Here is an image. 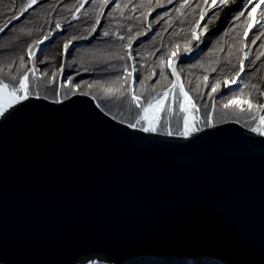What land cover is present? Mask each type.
I'll list each match as a JSON object with an SVG mask.
<instances>
[{
  "label": "water",
  "instance_id": "obj_1",
  "mask_svg": "<svg viewBox=\"0 0 264 264\" xmlns=\"http://www.w3.org/2000/svg\"><path fill=\"white\" fill-rule=\"evenodd\" d=\"M36 97L0 115V264H264V136L144 132L86 95Z\"/></svg>",
  "mask_w": 264,
  "mask_h": 264
},
{
  "label": "trees",
  "instance_id": "obj_2",
  "mask_svg": "<svg viewBox=\"0 0 264 264\" xmlns=\"http://www.w3.org/2000/svg\"><path fill=\"white\" fill-rule=\"evenodd\" d=\"M79 2L82 0H38L21 16L19 8L21 4L27 3V0H0V27L7 23L8 17L13 12L19 16L15 22L7 23L9 26L0 32V80L15 83L11 81L10 77L18 78L27 71L26 65L24 62L21 63L20 57L24 58L26 52L29 54L28 49L31 45L34 51L32 65L34 68H40L43 71V76L38 79L29 76L27 83L30 85V96L38 95L49 101H61L76 94L86 95L93 98L104 113L127 125L134 123L140 110L135 107L134 103H131V97L128 95L129 88H126V93L117 99L113 92L109 94L106 90L95 86L89 88L88 84L108 82L104 88H109L112 86L113 80L123 76L127 86L129 77L125 75L124 68L127 67L129 71L132 66L136 68L134 92L140 97V102L145 103L151 96L162 92L170 85V79L166 73L167 79L159 76L162 67L160 58H170L174 49L180 53V58L183 57L187 53L185 49H189L192 42L191 33L197 26L194 25L195 20H199L198 24L201 21L204 22L212 8L210 1L206 0H171V2L170 0H111V3L106 7H101L99 0L97 2L88 0L87 3H84V7L77 12L76 6ZM182 3L185 4L184 8H180ZM116 4H120L121 8L113 12ZM161 9L164 10L156 12ZM201 14H204L203 20H201ZM238 14L239 12L232 19L230 29L228 27L212 39H204L200 42L201 54L198 58L191 63L179 65V75L185 91L201 108V122L199 120L201 129L209 124L207 114L210 108L213 112L210 116L212 124L236 121L247 129H250L251 126L248 122L250 114L247 111L243 113L244 117L226 115L223 111L222 104L227 102L228 90L220 92L221 95L213 103L215 108H213V104L211 107V100L219 92L213 94L212 99L208 96V93H211V84L216 80L223 83L224 80L231 79L239 71L237 68L241 57L239 46L242 32L245 31L243 21L248 19V16L244 15L240 20H237ZM74 16L77 18L74 19ZM97 17L100 23L96 25V32L90 34ZM57 22L61 25L60 35L53 38L42 50H36L35 42L37 40L49 31H52L53 35L58 32L55 28ZM257 28V24L253 25L248 30V36L245 39L246 44L250 42L249 45L251 51L254 49V54H248L245 59L243 80L248 77L245 79L246 90L239 94L252 101L255 98L259 79L264 76V55H260V58L256 59L257 55L264 53V47L261 46L264 45V36L256 40L255 44L251 43V39L259 35ZM104 31L109 32L107 37L103 36ZM150 32L151 35L148 36ZM85 35L88 36V39L79 38ZM120 36H124V39H119ZM73 37L76 39L73 40L68 55L63 56L64 69L59 75L60 72L55 71L58 51L60 48L63 49V44ZM129 38H131V48H128ZM139 39H142V42H138ZM77 43H82V45L76 47ZM129 53L134 59L127 58ZM121 55L125 56V59H119ZM252 61H255V64L251 63ZM153 72L155 75H152ZM53 73L56 74L55 77H53ZM205 76L208 77L207 81L203 79ZM59 77L61 81L60 85H57L56 81ZM45 78H54L55 82L48 83ZM63 78L66 84H64ZM69 80H71L72 86L76 87L75 91H72L68 86ZM141 80L143 84L139 82ZM205 84L208 87H205ZM252 85L256 87L253 88ZM176 93L178 95L177 90ZM233 108L235 107L227 108L226 111L229 113ZM165 118L169 120V117ZM177 119L180 120L179 116ZM164 122L165 119L156 130L157 133H167V130H164L162 126ZM169 130L173 135H177L180 131L179 128H170ZM124 264H188V261L163 257H142L129 260ZM193 264L223 263L206 259L195 261Z\"/></svg>",
  "mask_w": 264,
  "mask_h": 264
},
{
  "label": "snow or ice",
  "instance_id": "obj_3",
  "mask_svg": "<svg viewBox=\"0 0 264 264\" xmlns=\"http://www.w3.org/2000/svg\"><path fill=\"white\" fill-rule=\"evenodd\" d=\"M38 0H27V3L21 4L19 8V15H23L28 9L32 8L35 3H37ZM88 0H82V2H79L76 6L77 12L84 7V3H87ZM94 2H97V0H94ZM171 2V0H170ZM224 2V0H222ZM251 0H244L245 4L250 3ZM109 3H111V0H99V4L101 7H106ZM162 6V5H161ZM124 7H127V5H124ZM185 4H180V8H184ZM121 8L120 4H116L115 8L113 9V12H115L117 9ZM179 10V9H178ZM238 11V8L236 9ZM87 15V13H85ZM103 15V13H101ZM111 15V13H109ZM218 15V13L216 14ZM245 13L239 12V14L236 16L237 20H240L242 16H244ZM248 17L251 18V12H248ZM18 15L16 12H13L11 16L8 17L7 23H11L13 19H18ZM74 19L77 17H73ZM204 19V14H201V20ZM7 23L0 27V32L4 30L5 27H7ZM100 21L97 17L95 24L91 28V33L96 32V25H99ZM256 24L258 25L257 32H259V35L255 36V38L251 39V43L255 44L256 40L260 39L261 36H264V31H261L264 29V8H262L258 14V18L256 19ZM243 25L245 27V32L243 35L245 37L248 36V30L252 28V24L249 23V20L246 19L243 21ZM56 30H61V25L59 22L55 25ZM150 30V29H149ZM205 33L202 31L199 34H197L195 31L192 32V39L199 41L201 36H203ZM53 33L52 31H49L46 35H44L41 39L37 40L35 42V47L38 48L39 45L43 44L45 41L49 40L52 37ZM109 35L108 31L103 32V36L107 37ZM80 39H88V36H81ZM76 39V37H73L72 39L66 41L63 44V52L62 55L67 56L69 52V48L72 45L73 40ZM119 39L123 40L124 36H120ZM264 47V45H261ZM128 48H131V38H129V44ZM33 46H29L28 53H29V60L32 61L33 53ZM186 52L191 51V49H185ZM260 55H264V53H260L257 55L256 59L258 60L260 58ZM127 58L129 60L134 59V57L131 55V53L128 54ZM180 53L176 51L175 49L171 53V59L172 60H179ZM119 59L123 60L125 59V56L121 55L119 56ZM244 59H247V55L244 56ZM21 63L23 64V56L20 57ZM181 63H184L185 61H180ZM251 63L255 64V61H252ZM160 64H164V57L160 58ZM195 66V65H193ZM64 65L61 64L59 71L63 72ZM167 67L171 69L172 75L177 76V70L173 67L172 63H168ZM29 71H31L33 79L37 76V71L35 69H29L28 71L23 72L22 75H20L18 78L16 76L10 77L11 81H14L15 83H9L5 82L4 80H0V115H3L9 108H11L15 103H18L22 100H26L30 96V85L27 83L29 79ZM136 71V68L133 67L132 71H128V68H124L125 75L127 77H132L133 72ZM182 71V69H181ZM245 71L243 60L240 61V68L239 71L235 73V75L231 78V81L224 80L223 84L226 88H231L232 85H235L238 83V78L241 76V74ZM53 77H55V73L52 74ZM152 75H155L153 72ZM159 76L163 79H167L165 75V70L163 67L160 69ZM204 81L208 80V77H203ZM125 77L120 76L117 77L115 80L111 82V84H119L120 87L116 89V92L120 95L116 96L117 99L121 98L123 95L124 89V83ZM135 82V81H134ZM141 84H143V81H139ZM108 82H104L103 84L101 82H97L95 85L92 83L88 84L89 88L92 87H100L102 90H106L107 93H112V88L109 87L107 89L104 88V85ZM68 86L71 88L72 91L76 90V87L72 86L71 80L67 82ZM171 88H166L162 92H157L155 95L151 96L145 103L140 102V97L134 92L131 91L128 93L131 97V103L135 104V107L137 109H140V113L137 116V119L135 120V123H129L128 127L130 128H136L137 125H140V130L144 132H155L157 123L160 122L161 119V112H167L168 115H172L174 112L173 104L178 105L179 112L182 113V117H179L182 119L183 127L182 129L177 133V135L182 136L184 138H187L190 135V132L193 127V121L192 118L189 115L190 110L195 111L196 105L195 103L189 98V94L184 91L183 86H181L178 82V80H171L170 81ZM220 80H216L215 83L211 84V93H208V96L210 99L213 98V94L218 93L220 91ZM179 87V95L176 94V88ZM205 87H208L207 84H205ZM253 88H255V85H252ZM197 88H199V85H197ZM239 91L243 92V86L240 87ZM171 95L172 96V103L167 104L165 107V101L166 98ZM227 95V94H225ZM260 96L264 97V92H260ZM36 98H39L37 95ZM242 105H247V112L250 114V124H253L251 126L250 130L252 132H255L261 136H264V104H254L250 98H243L241 96L237 95V92H232V95L228 97L227 102L222 104L223 108H232L235 107L239 109L241 113H244L246 109ZM213 108H215V104H213ZM253 109H255V113L253 114ZM144 122L143 124L141 122ZM254 122V123H253ZM209 126H211V118H209ZM167 135L171 136L173 135L172 131L169 130L167 132Z\"/></svg>",
  "mask_w": 264,
  "mask_h": 264
},
{
  "label": "rangeland",
  "instance_id": "obj_4",
  "mask_svg": "<svg viewBox=\"0 0 264 264\" xmlns=\"http://www.w3.org/2000/svg\"><path fill=\"white\" fill-rule=\"evenodd\" d=\"M173 1H175V0H173ZM210 1V0H209ZM220 0H212V3L214 4V3H218ZM257 2V3H256ZM244 7H245V5L243 4V5H241V6H238V7H236V8H234L233 10H231L230 12H229V16H228V19H227V21H226V23L224 24V25H222V26H220L219 28H217V29H215L214 31H209L208 29V27L210 26V24L212 23H209V24H207V22L205 23V21L204 22H200L199 24H198V22H199V20L198 19H196L195 20V23H194V25L196 24L197 26L194 28V30L193 31H195L196 33H199V32H201V31H203L205 34L201 37V39H200V42H202L204 39L205 40H207V39H212L214 36H216V35H218L219 33H221L224 29H226V28H228V29H230L231 28V21H232V19L233 18H235V15L237 14V12L238 11H236V9L238 8V10H239V12H241L243 9H244ZM250 8H251V10H250V12H251V21L249 22V23H251V24H253V25H255L256 24V19L258 18V14H259V12H260V10L262 9V8H264V0H255L254 2H253V4L252 5H250ZM164 9H161V10H158V11H156V12H162ZM218 12V9L216 10V12H215V14ZM219 13V12H218ZM215 14H214V16H215ZM245 15H247V14H245ZM19 17V16H18ZM77 17V16H76ZM17 19H14V20H12V23L13 22H15ZM203 23H205L204 24V26H203ZM9 25H7V27H8ZM7 27H5L4 29H6ZM192 31V32H193ZM245 31H243L242 32V36H241V44H240V46H239V55L241 56L240 57V59H239V63H238V66H237V68L239 69L240 68V61L241 60H243V63H244V66H245V59H244V56L245 55H247L248 56V54H251V55H253L254 54V49H253V51H251V47H250V45H249V43L248 44H246V41H245V39H246V37L243 35V33H244ZM60 33H61V31L60 30H58V32L55 34V35H53L52 37L53 38H55L56 36H58V35H60ZM192 34V33H191ZM149 35H151V32L148 34V36ZM53 38H50L49 40H47V41H45L43 44H41V45H39V47L38 48H36V50H42L43 48H45L47 45H48V43L53 39ZM191 40H192V42H191V44H190V46L188 47L189 49H192V47L194 46V40L191 38ZM138 42H142V39H139L138 40ZM199 42V43H200ZM77 44H79V43H77ZM77 44H75V46L76 47H78V46H81L82 45V43L80 44V45H77ZM63 52V49L62 48H60V50L58 51V55L57 56H59L60 55V53H62ZM33 53H34V51H33ZM201 54V49H200V46H198V48L194 51V52H192V51H189V52H187L183 57H186L188 60L187 61H185L184 63H191L192 61H194L196 58H198V56ZM25 56H24V64L26 65V69H27V71L29 70V69H35L36 71H37V76H36V78L35 79H38V78H41L42 76H43V71H41V69L40 68H34L33 67V65H32V61H30L29 60V54H27V52L24 54ZM33 57V56H32ZM183 57H181V58H183ZM181 58H179V60L181 59ZM179 60H172L171 59V57L170 58H165L164 59V64H162V67L164 68V70H165V73L167 74V76H168V78L170 79V81L171 80H178V82H179V84L181 85V86H183V84H182V80H181V77H180V75H179V69H180V66L179 65H183L184 63H178V61ZM248 62V61H247ZM168 63H172V65H173V67L177 70V73H178V75L177 76H173L172 74H171V72H169V70L167 69V65H168ZM61 64H63V61L62 60H60V58L58 57V59H57V62H56V64H55V71L57 72V71H59V69H60V66H61ZM247 64V63H246ZM250 64V63H249ZM248 64V65H249ZM131 68L129 69V71H132V69H133V67L132 66H130ZM63 69H64V67H63ZM60 72V71H59ZM61 73L62 72H60V74L59 75H61ZM29 76L30 77H32V74H31V71H29ZM144 77H146L147 78V76H144ZM174 77H176V79H174ZM243 77H245L244 76V72L241 74V76L238 78V83L237 84H235V85H232V87L229 89V88H226V87H224V84L223 83H221L220 84V91H219V93L211 100V107H212V104L214 103V101L217 99V98H219V95H221V93L220 92H222V91H229V93H228V95H229V97L232 95V92H237V95L238 96H240L239 94L241 93L240 91H239V89H240V87L241 86H243V90H246L245 89V79L246 78H248V77H246L244 80H243ZM33 78V77H32ZM46 79V82H48V83H51V82H55V79L54 78H45ZM229 81H231V79H228ZM60 81H61V78L59 77L58 79H57V85H60ZM63 81H64V84H66L65 82V80H64V78H63ZM244 81V82H243ZM262 82V81H261ZM122 83H124V82H122ZM264 85V81L262 82V84H259L257 87L260 89L262 86ZM120 87V85L119 84H115V85H113L112 84V86H111V88H112V92H113V94L115 95V96H118V95H120L119 93H117L116 92V89L117 88H119ZM126 88L128 89L129 88V92H131V91H134V72H133V75H132V77H129V81H128V83H127V86L125 85V83H124V89H125V91L123 92V94L124 93H126ZM167 88H171V84L167 87ZM184 88V87H183ZM105 89H107V88H105ZM176 90L178 91V95H179V87H177L176 88ZM175 90V91H176ZM184 91H185V89H184ZM186 92V91H185ZM187 93V92H186ZM177 94V93H176ZM259 95H260V93H259ZM262 97V96H261ZM261 97L259 96L258 97V103L259 104H264V103H262L261 102ZM189 98L193 101V99L191 98V96L189 95ZM244 98H246V97H244ZM252 101V100H251ZM194 102V101H193ZM253 102V101H252ZM172 103V96L171 95H169L168 97H167V99H166V103H165V107L167 106V104H171ZM195 103V102H194ZM254 103V102H253ZM135 105V104H134ZM195 105H196V110L195 111H191L190 110V112H189V115H190V117L192 118V121H193V127H196L197 129H201L200 127H199V124H200V122H201V116H202V113H201V108L198 106V104L197 103H195ZM245 109H246V111H247V105H242ZM173 108H174V112H173V114L172 115H168L167 114V112H161V114H160V116H161V119H160V122H158L157 123V126H156V130L161 126V124H162V122L164 121V119H165V122L163 123V129L164 130H167V132L169 131V129L171 128H179L180 130L182 129V127H183V122H182V119H180L179 121H178V116L179 117H182V113H180L179 112V107H178V105H174L173 104ZM223 108V107H222ZM254 110V109H253ZM223 111L226 113V115L227 114H232V115H235V116H240V117H244L245 116V114H243V113H241L240 111H239V109H237V108H233L232 110H231V112H227L226 111V108H223ZM245 111V112H246ZM178 112V113H177ZM139 113H140V110H139ZM213 112H212V108H210L209 109V111H208V114H207V116H208V121H209V118H210V116H211V114H212ZM253 113H255V112H253ZM165 117H169V120H168V118L166 119ZM137 119V118H136ZM135 119V120H136ZM135 120H134V123H135ZM199 120H200V122H199ZM250 121V119H248V122ZM226 122H230V121H226ZM233 122H236V121H233ZM142 124L144 123L143 121L141 122ZM170 123H171V126H170ZM224 123V122H223ZM236 123H238V122H236ZM254 123V122H253ZM221 124V123H220ZM239 124V123H238ZM211 125H217V124H212V122H211ZM241 125V124H240ZM169 126H170V128H169ZM242 126V125H241ZM251 126H253V124H251ZM251 126H250V128H251ZM140 125H137L136 126V128H138V129H140ZM207 127H209V124H208V126ZM169 128V129H168ZM245 128V127H244ZM247 129V128H246ZM248 130H250V129H248ZM156 132V131H155ZM167 134V133H166ZM97 263H103V262H96L95 264H97ZM103 264H107V263H103Z\"/></svg>",
  "mask_w": 264,
  "mask_h": 264
},
{
  "label": "bare ground",
  "instance_id": "obj_5",
  "mask_svg": "<svg viewBox=\"0 0 264 264\" xmlns=\"http://www.w3.org/2000/svg\"><path fill=\"white\" fill-rule=\"evenodd\" d=\"M207 2L209 1V0H206ZM255 0H251V2L250 3H248V4H245L244 3V0H224V2H222V0H220L217 4L216 3H212V0H210V4H211V13H209L206 17H205V21L207 22V24H209V23H211L210 24V26L208 27L209 29V31H214L215 29H217V28H219L220 26H222V25H224L225 23H226V21H227V19H228V16H229V12L231 11V10H233L234 8H236V7H238V6H241V5H245V7H244V9L242 10V11H244L246 14H247V16H248V12L251 10V8H250V5H252L253 4V2H254ZM257 3V2H256ZM218 9V15H216L215 14V16L213 15V13H215L216 12V10ZM238 12H239V10H238ZM213 16V17H212ZM252 16V15H251ZM211 19V20H210ZM248 20H249V22L251 21V18H249L248 17ZM205 22V23H206ZM201 23H202V21H201ZM200 23V24H201ZM205 23H203V26H204V24ZM251 24V23H250ZM254 24V23H253ZM253 24H252V26H253ZM202 32V31H201ZM200 33V32H199ZM199 33H197V34H199ZM202 37V36H201ZM201 39V38H200ZM200 39H199V41H196V40H194V46L192 47V49H191V51L192 52H194L197 48H198V46L200 45ZM63 56L64 55H62V53H60V55L58 56L59 58H60V60H62L63 61ZM167 69L169 70V72H171V74H172V71H171V69H169L168 67H167ZM174 79H176V77H174ZM264 81V76H262L260 79H259V83H258V85L259 84H262V82ZM260 92H264V85L259 89L258 87H257V89H256V92H255V95H254V99H253V102H254V104H259L258 103V97L260 96L259 95V93ZM261 97V96H260ZM167 99V98H166ZM261 102L262 103H264V97H261ZM165 103H166V101H165ZM197 130H199V129H197L196 127H192V130H191V132H190V135H192V134H194ZM255 133V132H254ZM257 134V133H256ZM259 135V134H258ZM91 261L92 262H103V263H109V264H113V263H110V262H108V261H106L103 257H100V256H93V257H91V258H84V259H82L81 261H79V263L78 264H90L91 263ZM95 263H93V264H95Z\"/></svg>",
  "mask_w": 264,
  "mask_h": 264
}]
</instances>
